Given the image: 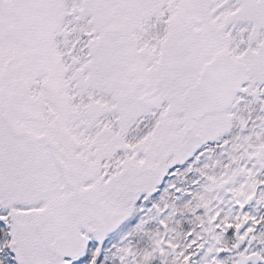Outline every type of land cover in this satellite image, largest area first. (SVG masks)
Returning a JSON list of instances; mask_svg holds the SVG:
<instances>
[{"label":"snow or ice","instance_id":"snow-or-ice-1","mask_svg":"<svg viewBox=\"0 0 264 264\" xmlns=\"http://www.w3.org/2000/svg\"><path fill=\"white\" fill-rule=\"evenodd\" d=\"M0 264H264V0H0Z\"/></svg>","mask_w":264,"mask_h":264}]
</instances>
